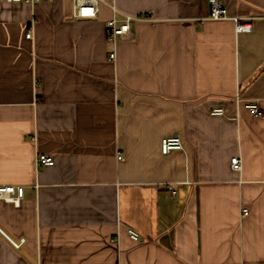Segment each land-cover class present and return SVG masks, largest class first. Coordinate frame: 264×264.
Segmentation results:
<instances>
[{"label":"crops","instance_id":"1","mask_svg":"<svg viewBox=\"0 0 264 264\" xmlns=\"http://www.w3.org/2000/svg\"><path fill=\"white\" fill-rule=\"evenodd\" d=\"M219 1L250 31L206 0H114L139 20L111 62L105 7L0 0V187L23 189L0 264H264V0Z\"/></svg>","mask_w":264,"mask_h":264},{"label":"built area","instance_id":"2","mask_svg":"<svg viewBox=\"0 0 264 264\" xmlns=\"http://www.w3.org/2000/svg\"><path fill=\"white\" fill-rule=\"evenodd\" d=\"M7 4H32L39 1H52V0H4ZM71 7V18L78 20H92L97 17L98 7L103 6L109 12V19L105 22L106 42L108 45L107 59L108 61L115 62L116 60V47L118 43L130 41L134 38V34L130 28L132 21L139 20L138 18L125 15L118 11L114 4V0H65ZM208 4V17L209 21H233L234 31L236 33L249 32L250 25L239 24L237 18L228 17L224 5L219 0H206ZM32 36L31 26L27 27L24 37L30 39ZM240 100L237 98V102ZM244 108L252 115L253 118L261 117L262 113L256 102H247ZM211 116L222 115V110L219 108L210 111ZM182 150V143L177 136L162 139L160 143V152L162 155H167L171 151ZM121 155L117 154L116 159L121 160ZM35 166H52L53 161L47 155H37L35 157ZM229 167L231 171L240 172L241 161L237 157L230 159ZM23 197V189L21 187H0V198L9 201L13 205H18L19 200ZM240 214L243 217L248 215L246 208H240ZM126 234L128 238L134 242L139 241V236L134 231L127 229ZM10 245L17 249L24 242L20 239L18 242L8 239Z\"/></svg>","mask_w":264,"mask_h":264}]
</instances>
